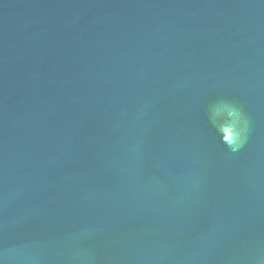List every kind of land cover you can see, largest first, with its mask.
<instances>
[{
    "label": "water",
    "instance_id": "95a60500",
    "mask_svg": "<svg viewBox=\"0 0 264 264\" xmlns=\"http://www.w3.org/2000/svg\"><path fill=\"white\" fill-rule=\"evenodd\" d=\"M219 97L252 119L237 154L206 121ZM156 175L163 189L146 186ZM10 244L45 264L76 248L96 264H264V4L0 0Z\"/></svg>",
    "mask_w": 264,
    "mask_h": 264
},
{
    "label": "clouds",
    "instance_id": "9594fccd",
    "mask_svg": "<svg viewBox=\"0 0 264 264\" xmlns=\"http://www.w3.org/2000/svg\"><path fill=\"white\" fill-rule=\"evenodd\" d=\"M264 4V0H260ZM145 108L141 107L135 115V119L143 118ZM207 124L213 129L215 138L221 143L229 153H239L248 143L252 131V119L245 111L244 107L236 100L231 98L219 97L209 103L206 108ZM227 128L229 135L224 136V129ZM142 141L130 145L129 152L134 165H139L141 161ZM170 175V174H166ZM146 186L149 189H163L164 180L161 176L151 177ZM11 194L9 199L13 198ZM76 233L73 239H78L81 235ZM31 244H10L0 248V264H45V258L36 254ZM70 264H96L95 254L82 248H76L69 256Z\"/></svg>",
    "mask_w": 264,
    "mask_h": 264
}]
</instances>
